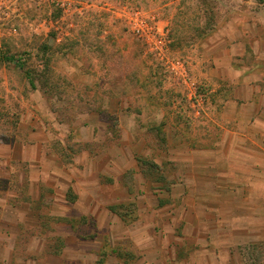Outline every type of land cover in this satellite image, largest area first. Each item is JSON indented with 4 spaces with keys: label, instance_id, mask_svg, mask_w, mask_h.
<instances>
[{
    "label": "rangeland",
    "instance_id": "obj_1",
    "mask_svg": "<svg viewBox=\"0 0 264 264\" xmlns=\"http://www.w3.org/2000/svg\"><path fill=\"white\" fill-rule=\"evenodd\" d=\"M250 3L234 10L229 0L0 1V264L184 257V224L165 221L181 215L180 202L172 207L179 198L166 189L190 170L186 159L196 167L204 160L184 156L182 138L206 149L204 137L244 133L256 120L253 131L264 132V1ZM141 24L149 31L138 37ZM36 142L44 144L31 152L45 153L42 169L20 160ZM136 157L162 167L152 171L158 183ZM237 252L241 264L264 262L258 247Z\"/></svg>",
    "mask_w": 264,
    "mask_h": 264
},
{
    "label": "crops",
    "instance_id": "obj_2",
    "mask_svg": "<svg viewBox=\"0 0 264 264\" xmlns=\"http://www.w3.org/2000/svg\"><path fill=\"white\" fill-rule=\"evenodd\" d=\"M177 1L187 2V0ZM246 1L229 0L234 10L237 9L238 4L244 2L251 4L252 0ZM262 6L264 7V4ZM218 45L221 43L216 46ZM240 46L243 47V44ZM225 48L227 50V46ZM224 58L227 62H232L230 52L227 51ZM218 77L229 79L232 74L231 71L224 72ZM239 77L243 75L239 74ZM263 114L261 116H264ZM118 121L117 119V123ZM238 123L240 124L241 121ZM256 123L257 120L249 126L250 131L245 130L244 133L226 131L223 136L216 138L204 137L207 138V142L212 143V148H190L192 146L189 147L185 138H182L183 144L180 146L186 148L184 156L194 158L197 156L204 162H199L196 167L193 160L186 159L185 165L190 170L182 177L178 186L172 184V191L166 192V194L172 192L173 197L179 198L177 201L173 200L172 207L179 205L180 202L181 215L172 214L170 218L164 220L170 224L175 221L184 224V232L181 236L183 242L181 241L179 249V256L184 254V257L179 259L178 254H175L172 261L162 264H241V260L238 259L241 255L237 252L238 247L255 246L260 248L261 253L264 252V162L261 163L264 160V132L256 134L258 132L253 131V127L257 126ZM214 124L215 122L211 126ZM199 142H203L202 138ZM43 146L42 142H36L35 146L25 145L20 160L24 165L32 164L37 169L44 168L42 164L46 161L45 153L41 150L36 156L31 153ZM216 169L222 173L216 172ZM199 178L206 180V183L195 182ZM206 192L211 194L207 195ZM133 204L137 206L135 213L138 214V205L136 202ZM112 207H109L111 213H113ZM145 221L140 222L137 229H141ZM190 221L195 225L189 227ZM205 222L223 225L221 228H202L200 224ZM210 238L213 239L211 244L208 241ZM218 238L224 243L217 242ZM203 239L207 241L199 246L200 240ZM189 244L192 246L191 249ZM182 245L186 246L182 247ZM166 251L171 252V249ZM161 252L167 254L163 249ZM130 257L134 258L131 264L138 262L133 255Z\"/></svg>",
    "mask_w": 264,
    "mask_h": 264
},
{
    "label": "trees",
    "instance_id": "obj_3",
    "mask_svg": "<svg viewBox=\"0 0 264 264\" xmlns=\"http://www.w3.org/2000/svg\"><path fill=\"white\" fill-rule=\"evenodd\" d=\"M6 61H7V62H16V61L14 60V58L6 59ZM17 63H18V67L20 68V70L26 74L27 79H28V81H29V84H30L31 88H32L33 90H37V89H38L37 81L35 80V78H34L29 72H27V70H26V65H25L24 63H22V62H19V61H17ZM140 90H142V88L139 86V88L137 89V92L140 91ZM107 97L110 98V96H107ZM108 100H109V99H108ZM95 111L98 112L100 115L107 116L108 118H113V117H114V116H112V115L108 112V110H102V109L98 108V109H96ZM112 120H113V119H112ZM113 121H114V120H113ZM114 123L117 124V119H115V122H114ZM163 127H164V126H163ZM118 130H119V128H117V131H118ZM153 130H156V129H153ZM158 130H159V129H157V133H160V132H161V135H160V136H161V138H162V140H161V141H162V144L165 145L166 148H167V147L169 148V145H168L169 141L164 139V137H165V132H164V131H158ZM162 132H163V133H162ZM136 161H137V163H138L139 168L142 170V173L145 175V177H146L148 180H153V176H154V174H152V171H153V170H157V174H159L160 171H161V168H162L161 166H158L157 164H154V163H150V162L144 160V159L141 158V157H136ZM157 174H156V176H157ZM159 180H160V179H158V177H156V178H154L153 182H157V181H159ZM157 183H158V182H157ZM171 185H172V184H171ZM169 191H170V189L167 188V189H166V192H169Z\"/></svg>",
    "mask_w": 264,
    "mask_h": 264
},
{
    "label": "built area",
    "instance_id": "obj_4",
    "mask_svg": "<svg viewBox=\"0 0 264 264\" xmlns=\"http://www.w3.org/2000/svg\"><path fill=\"white\" fill-rule=\"evenodd\" d=\"M1 1V0H0ZM149 31V28H147L145 25L141 24L138 28L135 29L134 33L138 36L141 37L142 34L146 31Z\"/></svg>",
    "mask_w": 264,
    "mask_h": 264
}]
</instances>
